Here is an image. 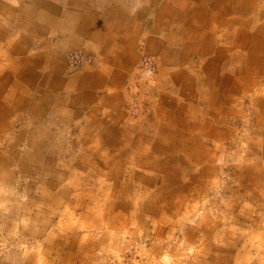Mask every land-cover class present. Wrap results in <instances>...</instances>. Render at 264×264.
<instances>
[{
  "label": "crops",
  "instance_id": "1",
  "mask_svg": "<svg viewBox=\"0 0 264 264\" xmlns=\"http://www.w3.org/2000/svg\"><path fill=\"white\" fill-rule=\"evenodd\" d=\"M137 206L163 264H264V0H0V264H82L84 212Z\"/></svg>",
  "mask_w": 264,
  "mask_h": 264
},
{
  "label": "rangeland",
  "instance_id": "2",
  "mask_svg": "<svg viewBox=\"0 0 264 264\" xmlns=\"http://www.w3.org/2000/svg\"><path fill=\"white\" fill-rule=\"evenodd\" d=\"M75 51V50H74ZM81 51V50H79ZM60 179L55 181H59ZM85 185H88V187L94 188V186H92V183H86ZM103 190H105L104 188H102ZM100 190V189H99ZM59 191L63 192L62 194H66L67 193V189L62 187L61 189H59ZM58 191V192H59ZM57 192V193H58ZM80 192H78L79 194ZM59 195V196H55L53 198H59L62 199L63 197H67L66 195ZM80 197V195L77 196V200ZM59 199L57 202H59ZM101 201V197L99 196L96 200V203ZM79 202V200H78ZM95 203H92L90 205H94ZM97 206V205H96ZM144 206V205H143ZM143 206H137L136 209H134L131 212V219H127L126 221L119 219V218H115L114 222H110L109 219L111 218V216L113 215L114 210L109 211L104 209L103 207H100L101 209L96 211V210H88L87 212H84L85 215L82 216V218L84 217L86 222L83 221L84 226L89 227L90 222H96L98 224H102L99 227H97L96 229L93 230V236H100L102 234L106 235L109 234L108 239L106 242L102 243H95L90 249L88 248V250L86 251V253L89 251V253H87L86 256H84L83 254L81 255V260H82V264H159V262L161 264H163L161 260H158L156 258H150L149 255H146L145 253L147 251H149L150 249V244L146 241L145 242V237H135L134 233H138L140 230H138L136 227H132L130 226L131 221L132 224L136 223V221L138 219H140V212L141 210H143ZM146 206V204H145ZM130 212V211H129ZM68 213V214H67ZM81 214V212H79ZM92 215V216H91ZM96 215V217H95ZM118 212L117 215L118 216ZM57 216L62 217L64 216L65 219H58V221L66 223V225H72L73 230L76 229V227H74V224L76 222H80L78 220V216H75L73 213H70L69 216V212H63L62 210L57 212ZM93 218H91V217ZM108 220V223L107 221ZM57 222L54 226V231L62 234L63 232H65L68 236L70 235V232H68V227L64 226L62 224L59 225L60 223ZM138 222V221H137ZM104 223H107L108 226H105ZM114 223V224H111ZM136 226V225H135ZM23 230H25V228H22ZM80 229L81 226H80ZM135 229V230H134ZM72 230V231H73ZM27 231L30 232V229L28 228ZM79 231V230H78ZM80 232H84V230H80ZM74 234V233H71ZM23 238H27L28 234H21ZM75 235V234H74ZM43 235H40V238L37 239H41ZM56 237V236H55ZM92 237V236H91ZM59 238V235L56 237ZM22 241V240H21ZM34 245L38 244V243H44L43 241H38V242H32ZM63 243V244H62ZM31 244V243H30ZM29 243L26 242H17L16 245H14L13 243H9V244H3V248L4 245L8 246V247H12V249L16 250H20V251H24V250H28L30 249L32 246ZM44 245V244H42ZM67 243L65 242H61L60 244V248L63 246V249L61 248L60 251H62L61 253H63L64 251V246H66ZM118 247L116 248L115 246ZM0 246H2L0 244ZM29 246V247H28ZM10 247V248H11ZM56 251V261H58L60 259V256L62 255L61 253H59L60 251L55 249ZM54 252V251H53ZM57 253H59L57 255ZM85 253V252H83ZM55 254V253H54ZM78 254H80L78 252ZM76 258L78 257L77 255H74ZM84 256V257H83ZM83 257V258H82ZM71 264H77V260L74 263Z\"/></svg>",
  "mask_w": 264,
  "mask_h": 264
},
{
  "label": "built area",
  "instance_id": "3",
  "mask_svg": "<svg viewBox=\"0 0 264 264\" xmlns=\"http://www.w3.org/2000/svg\"><path fill=\"white\" fill-rule=\"evenodd\" d=\"M66 66L69 70H74L84 63H89L92 58L82 51H68L65 53ZM138 67L145 72H152L154 69L151 57L143 56L139 62Z\"/></svg>",
  "mask_w": 264,
  "mask_h": 264
}]
</instances>
